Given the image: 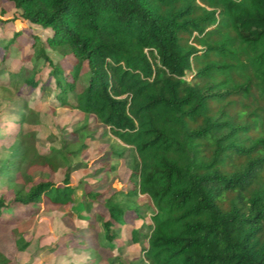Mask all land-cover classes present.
<instances>
[{
    "label": "trees",
    "instance_id": "16d2710c",
    "mask_svg": "<svg viewBox=\"0 0 264 264\" xmlns=\"http://www.w3.org/2000/svg\"><path fill=\"white\" fill-rule=\"evenodd\" d=\"M8 1L27 22L51 29V49L74 58L67 68L54 67L45 46L33 44L53 65L61 105H71L87 66L77 107L96 115L124 146L115 157L134 152L132 189L105 200V246L115 247L123 215L140 210V195L153 204L152 224L145 246L141 230H133L140 259L111 263L264 264V0ZM80 132L76 146L48 154L22 140L5 168L12 184L20 177L26 184L10 199L0 194V219L17 221V213L46 203L75 204L71 170L61 182L37 183L30 170L35 164L59 170L71 155H83L92 136L85 140ZM87 193L92 207L100 194ZM15 233L18 250L26 251L25 231ZM10 262L0 251V264Z\"/></svg>",
    "mask_w": 264,
    "mask_h": 264
},
{
    "label": "rangeland",
    "instance_id": "374dc122",
    "mask_svg": "<svg viewBox=\"0 0 264 264\" xmlns=\"http://www.w3.org/2000/svg\"><path fill=\"white\" fill-rule=\"evenodd\" d=\"M0 18L10 19L7 24L0 22V194L10 199L17 185L26 184L21 177L12 184L5 168L7 160L18 158L22 140L33 142L40 154H48L53 148L67 150L72 144L76 146L83 125L87 126L80 132L83 138L92 136L83 155H69L67 167L54 170L35 164L30 170L34 183L46 179L61 182L66 169L71 170L77 186L75 204L61 207L46 203L36 207L37 212L17 213V221L5 214L0 219V251L11 260L10 264H112L111 260L119 256L126 262L140 259L141 246L148 242L143 234L149 232L148 225L152 224L148 208L153 204L145 195L137 199L142 204L140 210H128L123 215L126 226L122 227L115 248L105 246L100 220L101 216L109 219L105 200L132 189L129 176L134 152L130 148L126 157H115L113 152H122L124 146L119 145L117 137L96 115L84 114L77 107V93L88 83V67L82 69L77 92L70 96L71 105L62 106L57 99L56 82L50 75L53 65H48L33 44L39 41L45 46L54 67L67 68L74 58L51 49L47 44L51 29L27 22L8 0H0ZM38 76H42L41 84L36 89L28 88L30 80ZM46 82L50 89L43 90ZM90 190L100 194L92 207L84 202L91 201L87 193ZM17 228L23 229L31 242L24 252L16 244ZM134 229L141 230L142 245L134 239Z\"/></svg>",
    "mask_w": 264,
    "mask_h": 264
},
{
    "label": "crops",
    "instance_id": "0c3cea01",
    "mask_svg": "<svg viewBox=\"0 0 264 264\" xmlns=\"http://www.w3.org/2000/svg\"><path fill=\"white\" fill-rule=\"evenodd\" d=\"M29 88V87H28ZM37 88V87H36ZM36 88H31V89H36ZM28 91H30V89L28 90ZM124 226H126V224H124L122 227H124ZM122 231V230H121ZM133 235V234H132ZM114 246H116V244L114 245ZM115 248V247H114ZM113 248V249H114ZM112 250V249H111Z\"/></svg>",
    "mask_w": 264,
    "mask_h": 264
}]
</instances>
